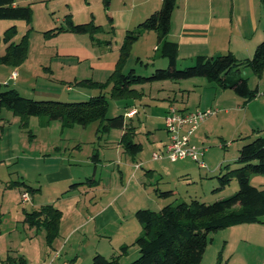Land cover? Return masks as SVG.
<instances>
[{
  "label": "rangeland",
  "instance_id": "rangeland-1",
  "mask_svg": "<svg viewBox=\"0 0 264 264\" xmlns=\"http://www.w3.org/2000/svg\"><path fill=\"white\" fill-rule=\"evenodd\" d=\"M186 1L190 2L177 0L173 11L175 22L184 15L188 16V21L193 17L207 16V0H200L197 7L189 5V10L184 12ZM17 2L19 6L31 8V20L29 23L24 20H0V56L7 47L2 39L3 34L11 26L17 29L13 43L17 44L23 37L26 38V53L19 64L0 63V92L14 89L22 97L36 101L85 102L98 95L99 90L80 86L78 82L90 80L104 83L118 63L123 67L124 73L134 69L140 76H149L154 70L168 65L167 59L161 57L156 50L157 33L139 27L147 17L160 10L162 0H109V5L104 0ZM223 13L229 19L235 15L243 27L254 19L258 27L254 39L264 36V8L260 0H224ZM70 24H88L90 29L87 33L78 34L71 30ZM127 36L137 38L129 40ZM191 63L184 52L178 55L176 66L184 69ZM111 67V73L104 80L99 79L104 75V70ZM13 73H16L15 78H12ZM251 73L249 70L244 71V77L247 75L249 81H252L249 82L250 85L255 86V78ZM191 79L134 86L138 97L129 100L131 103L135 101L137 110L140 109L139 119L135 118L133 125L136 128L134 142L142 145L136 161L142 162V165L136 173L131 190L139 177L141 180L145 178L147 193L150 195V200L146 198L143 205H138L139 209L158 212L168 204L176 205L194 199L211 204L232 196L238 190L237 181L232 179L227 187L214 191L219 187L217 177L226 172L225 166L228 165L230 169L239 167L235 164L238 150L243 144L256 138V135H251L248 124L244 121L246 118L241 107L242 100L231 91L217 88L213 89L219 93L218 97L214 90L207 93L201 87L185 91L190 90L188 87L185 89V85L191 83ZM110 91L111 87H106L103 91L108 102L107 117L113 118L129 111L130 109L125 111L123 108L124 103L129 101L111 98ZM201 94L208 95V98L202 106L199 105L200 108L206 103L211 108H198ZM188 96L197 108L190 112L209 109L216 111L215 115L199 123L192 136L196 138L197 147L206 149L202 156L206 168H200L193 160L171 162L167 159H152L153 153L161 152L160 143L152 140L164 139L166 136L162 120L166 105L174 98V106L177 107V104L187 102ZM1 117L0 242L6 246L5 250H13L8 254L10 260L2 263L91 264L90 255L94 254L95 248L106 258L111 257L113 245L103 242L98 244L90 238L83 242L80 233L66 241L65 234L59 235L50 244L44 228L39 230L33 227L30 232L31 227L24 222L23 209L29 211L31 201L23 203L20 189L10 188L9 183L11 180H24L33 188L41 185L44 200L56 202L60 192L68 189L70 184L49 186L44 182L43 176L46 172H57L59 159L63 158L66 163L70 160L72 170L87 182L86 187L81 189L82 195L89 188L88 181L92 178L96 164L93 156L96 155L99 162L95 177L102 181L99 189L109 184L119 187L121 181L118 166L113 168V164L124 157L122 152L117 151L122 129L99 131V121H93L85 127L74 125L62 128L60 121H48L45 116L29 117L24 121L26 124H22V116L6 107H2ZM9 145L12 149H9ZM11 150L12 158H9ZM181 168L187 171L181 173ZM120 169L123 170V166ZM149 170L153 171V176L146 175ZM125 182L126 179L123 180L124 186ZM250 183L264 188V175H252ZM167 191L174 194L167 197L158 195L159 192ZM76 194L65 196V200L55 205L64 212L60 218L61 230L77 217L76 199L71 197ZM79 208L83 209V206L80 205ZM125 220L126 230L139 235L141 225L134 215L126 214ZM135 225L140 230H135ZM32 235L34 237L31 241ZM212 238L201 264H264V223L230 226L217 231ZM129 240L131 239H128V255L120 260V264H128L139 256L138 247L131 245Z\"/></svg>",
  "mask_w": 264,
  "mask_h": 264
},
{
  "label": "trees",
  "instance_id": "trees-1",
  "mask_svg": "<svg viewBox=\"0 0 264 264\" xmlns=\"http://www.w3.org/2000/svg\"><path fill=\"white\" fill-rule=\"evenodd\" d=\"M17 1L0 0V20L30 22L31 8L19 6ZM104 1L109 5V0ZM260 1L264 8V0ZM176 2L177 0H162L160 10L139 25L142 30L157 33L156 50L161 57L167 59L166 68L156 69L149 76H140L134 69L124 73L123 67L118 63L104 83L90 80L78 82L80 86L99 90L98 95L85 102L36 101L22 97L14 89L1 91L0 120L2 107H6L22 116V124H26L24 121L29 117L42 116L47 117L48 121H60L62 128L74 125L85 127L93 121H99V131L122 129V148L126 153L136 156L142 150V145L134 142V128L126 121L125 113L113 118L107 117L108 102L103 94L106 87H111V98L129 101L123 105L125 111L133 106L129 99L138 97L135 85L165 80L205 78L221 89L233 91L245 101L255 98L257 92L249 88L248 80L241 69L249 68L257 77L264 74V40L258 43L249 59L238 61L231 52L216 56H197L190 66L178 69V45L167 39ZM70 28L78 34L87 33L90 29L88 24H70ZM16 35L15 26L4 32L2 39L7 47L0 56V63L19 64L24 59L26 38L23 37L15 44L13 39ZM136 38L127 36L129 40ZM93 158L97 156L94 155ZM235 164L239 167L230 169L228 165L225 166L226 172L217 177L219 187L214 190L219 191L227 187L232 179H235L238 190L230 197L211 204L195 199L176 205L168 204L158 212L138 209L135 218L141 225V232L133 244L138 247L139 256L128 264H201L208 245L213 241L212 235L217 231L234 225L264 223V220H261V217H264V188L255 187L250 183L252 175H264V133L241 146ZM9 186H23L26 190L24 192L28 194L36 191L24 182H14ZM172 194V191H167L159 192L158 195L167 197ZM60 218L61 212L58 209L46 205L37 211L26 213L24 222L36 229L44 228L46 238L51 244L58 236ZM128 248L129 245L121 246L119 252L109 258L96 253L91 264H120ZM7 260H10L9 257Z\"/></svg>",
  "mask_w": 264,
  "mask_h": 264
},
{
  "label": "crops",
  "instance_id": "crops-1",
  "mask_svg": "<svg viewBox=\"0 0 264 264\" xmlns=\"http://www.w3.org/2000/svg\"><path fill=\"white\" fill-rule=\"evenodd\" d=\"M18 3V2H17ZM200 0H190L186 1L185 3V11L189 10V5L192 4V6H199ZM208 5V13L207 16L203 17H193V19H190L188 21V16L184 15L181 20H178L175 22L173 19V14L170 20V28H169V34L167 36V39L170 41H173L177 43L178 45V55L179 54H185L192 62L195 57L197 56H216L220 54H224L227 52H231L234 57L238 61H243L246 59H249L252 57L254 50L258 43H260L262 40H264V36L261 38L254 39L255 33L258 29L256 26V23L253 19V22L247 23L246 26L240 25V22L238 21L237 17L234 15L230 19L224 15V0H207ZM113 67L104 70L105 73L103 76H101L99 79L104 80L109 73H111ZM244 71L249 70V68H243L241 69ZM252 72V71H251ZM253 75L255 86H251L249 79L247 75L245 77L248 80V85L251 90H256L257 95L255 98L245 101L244 98L240 99L242 100V108L244 111V120L248 124V129L251 131V135H259L264 133V74H262L260 77H257L253 72L251 73ZM205 81L198 80L197 78L191 79V83H187L185 85L190 90L185 91H192L194 87H201V89L205 90L207 93H210L211 90H214L213 88H217L222 91H231V90H224L219 88L214 82H210L205 78H200ZM98 80V79H97ZM101 80V81H102ZM250 82V83H249ZM100 83V82H99ZM253 83V84H254ZM215 91V90H214ZM216 92V91H215ZM233 92V91H231ZM190 93V92H189ZM234 93V92H233ZM235 94V93H234ZM216 96H219V93L216 92ZM238 96V95H237ZM239 97V96H238ZM207 96H203L201 94L199 96V104L198 108H211L212 106H208L206 103L203 108H200L202 106V103L204 100H207ZM175 99L169 100V103L166 105V109L163 112V128L165 131V116L167 114L168 108L176 103H174ZM136 102H132L133 107L130 108H138L135 104ZM239 104V103H238ZM200 105V106H199ZM180 110L184 111H192L197 108H195L190 100V96H188L187 102H182L181 104L176 105ZM129 110V111H130ZM137 110V113L132 117L128 118L125 117L127 122H130L132 127L134 128V138L136 137V128L133 125V120L135 118L139 119V111ZM126 113V112H125ZM243 124V123H242ZM241 124V125H242ZM1 126V125H0ZM2 129V128H1ZM122 130V134H123ZM196 132V131H194ZM182 133H186V128L182 130ZM121 134V136H122ZM165 138L159 139V140H152L153 142H159L160 143V151H164L165 146L168 142V134L165 131ZM193 134L190 136V142L194 145H197V141L195 137H192ZM120 136V139H121ZM152 137V136H151ZM249 137V136H248ZM120 139L118 142V152H122L123 159H119L115 164H113V168L115 165L118 166L119 174H120V181L121 186L117 187L113 184H109L101 189L100 185L102 184L101 180H97L95 177V171L97 162H99V157L94 159V173L92 175V178L89 183V188L86 190L85 193L82 195L81 189L85 186L84 180H82V176L79 174H76L69 163L70 160L66 163L63 158L59 159V165H58V171L55 173H48L46 172L43 176L44 182L48 184L49 186H57V185H63L66 186L67 184H70L69 188L66 190H63L60 192V195L57 196L55 199L56 202H52L51 200H44L45 197L43 196V186L39 185L38 188H34L36 191L33 193V196L30 194V200L26 203H30L31 209L29 211H26L23 209V213H31L33 211L39 210L41 207L46 205H52L55 207L56 204L60 203L62 200H65L64 197L68 196L69 194L77 193L76 195H71V197H74L76 199V210L75 213L77 214V217H74L73 222L69 225L64 227V230H61V223L59 224V230H58V236H62L65 234L64 241L69 240L73 237L74 234L80 233L81 239L83 242H86L89 238L92 241H96V243H108L111 246L112 249V255H116L117 251H119V248L123 245H129L128 239H131V245L134 243L136 238L138 237V233L134 235V232H129L126 230V214L134 215L135 218V212L139 209L138 205H143V200L148 199L150 200V195L147 193V188L145 178L140 179V177L137 179L138 182H135L134 188L131 190V186L133 184V180L136 178V173L141 169L142 162L136 161V156H132L124 151L120 144ZM9 149H12V146L9 145ZM12 150L9 153V158H12ZM185 160H191V159H185ZM184 161V160H182ZM135 165H140L139 168H135ZM123 166V170L120 169V167ZM112 168V167H111ZM181 173L186 172L187 170L185 168L180 169ZM153 171L149 170L147 172V176H153ZM126 179V186L123 185V180ZM16 182H24L26 185L30 186V184H27L28 182L24 180H11L9 184ZM13 189H20L19 194L23 193L25 188L23 186L17 187V186H10V188ZM33 188V187H32ZM14 190V192H15ZM13 192V191H12ZM17 196V195H16ZM82 196V197H81ZM19 200V195H18ZM69 200V199H67ZM78 200V201H77ZM70 201V200H69ZM142 203V204H140ZM82 205L83 209L79 208V206ZM56 208V207H55ZM61 212V215L63 217L64 212H62L61 209L56 208ZM137 221V220H136ZM138 222V221H137ZM139 224V222H138ZM135 230L139 229L138 225H135ZM32 228L30 229V232L32 231ZM0 227V238L2 235ZM41 230V228L39 229ZM134 230V231H135ZM140 230V229H139ZM64 231V232H63ZM140 234V233H139ZM33 235L31 236V241L33 240ZM57 244V243H56ZM134 245V244H133ZM6 246H4L0 242V264H3L2 261H7L8 254L11 253L13 250H5ZM56 249V248H54ZM47 251V250H46ZM93 252L94 254L98 253V248H95ZM101 253V252H100ZM91 253L90 255V261L92 260L93 255ZM103 255V254H102ZM128 252L124 257H127ZM24 257H26V254H23ZM121 258V259H122ZM91 263V262H90Z\"/></svg>",
  "mask_w": 264,
  "mask_h": 264
},
{
  "label": "built area",
  "instance_id": "built-area-1",
  "mask_svg": "<svg viewBox=\"0 0 264 264\" xmlns=\"http://www.w3.org/2000/svg\"><path fill=\"white\" fill-rule=\"evenodd\" d=\"M16 73H13L12 78H15ZM137 113V109H131L124 115L125 117L132 118ZM216 111H184L175 107L174 105L168 108L165 116V130L168 134V142L164 151L160 153H153V160L167 159L171 162L179 160H185L187 158L195 161L200 168H206V165L202 161V156L206 151L205 148L197 147L190 142V136L197 129L199 123L212 115H215ZM186 128V133L183 134L182 130ZM140 165H135V168H139ZM22 202L29 200V194L26 192L21 193ZM58 254V253H57Z\"/></svg>",
  "mask_w": 264,
  "mask_h": 264
}]
</instances>
